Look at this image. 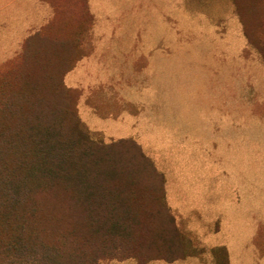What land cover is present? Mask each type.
I'll list each match as a JSON object with an SVG mask.
<instances>
[{"label": "rangeland", "instance_id": "374dc122", "mask_svg": "<svg viewBox=\"0 0 264 264\" xmlns=\"http://www.w3.org/2000/svg\"><path fill=\"white\" fill-rule=\"evenodd\" d=\"M236 2L238 7L234 0H99L100 16L123 19L112 37L115 48L158 52L159 87L136 88L141 75L128 72L121 74L120 88L112 87V73L109 87L89 72L62 74L64 101L79 121L77 142L126 140L116 149L151 165L184 255H204L229 240L225 233L218 238L219 215L226 211L231 226L258 225V256H264V0ZM65 13L64 34L24 41L0 63V77L11 75L8 83H14L25 68L23 52H73L89 19L84 0H67ZM229 118L231 131L224 128Z\"/></svg>", "mask_w": 264, "mask_h": 264}, {"label": "trees", "instance_id": "16d2710c", "mask_svg": "<svg viewBox=\"0 0 264 264\" xmlns=\"http://www.w3.org/2000/svg\"><path fill=\"white\" fill-rule=\"evenodd\" d=\"M61 52H23L14 83L0 77V264L182 257L151 165L116 149L126 140L77 142L79 121L61 85L74 58Z\"/></svg>", "mask_w": 264, "mask_h": 264}, {"label": "crops", "instance_id": "0c3cea01", "mask_svg": "<svg viewBox=\"0 0 264 264\" xmlns=\"http://www.w3.org/2000/svg\"><path fill=\"white\" fill-rule=\"evenodd\" d=\"M66 1L0 0V63L14 57L22 43L30 37L56 31L64 34L67 31ZM97 1L99 0H84L89 19L85 27L79 29L80 45L69 54L74 59L68 63L66 72H89L93 78L98 76L99 81H105V87H109L108 75L112 73L114 88L122 87L120 76L123 72H128L137 74L138 77L141 75V82L138 80L137 84L134 83L136 88L159 87L156 81V74L161 72V66L156 64L158 52L115 48L111 44L112 37L123 19L115 21L113 13L109 17L100 16L95 9ZM118 121L119 119H113L115 124ZM228 121L230 123L227 128L224 127L225 130H234V119L232 121L229 118ZM233 211L236 213L235 208ZM219 216L218 238H222L224 233L229 234L228 241H218L204 255L185 254L170 261L152 260L147 264H264V256H258V225L252 224L251 220L244 227L231 226L228 217H225L226 211L225 215ZM214 250L218 251V255H214ZM127 261H131L129 264H136L134 260Z\"/></svg>", "mask_w": 264, "mask_h": 264}]
</instances>
